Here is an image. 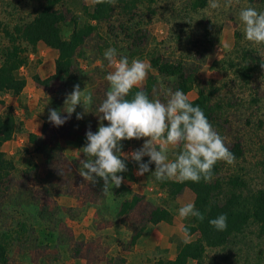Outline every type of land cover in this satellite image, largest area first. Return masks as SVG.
Returning a JSON list of instances; mask_svg holds the SVG:
<instances>
[{"label": "rangeland", "instance_id": "1", "mask_svg": "<svg viewBox=\"0 0 264 264\" xmlns=\"http://www.w3.org/2000/svg\"><path fill=\"white\" fill-rule=\"evenodd\" d=\"M95 1L63 0L57 5L65 16L59 24L63 39L78 27L89 25L93 31L75 52L70 75L43 87L33 76H52L57 52L42 43L31 47L15 29L29 23L45 0H0V22L26 60L19 70L26 80L22 93L0 95L1 115L8 108L17 120L13 137L0 148L14 163L0 190V241L7 248V264H161L175 257L179 242L196 238L182 233L189 218L178 214L180 207L193 202L190 190L170 197L153 174L136 175L137 165L131 161L122 186L107 193L102 191V180L93 185L79 175L85 133L95 132L101 123L97 109L109 89L105 77L114 70L103 59L109 47L150 66L138 87L149 82L153 99L164 101L167 90L175 92L176 79L159 74L150 64L152 56L196 69L188 99H195L200 89L211 90L212 104L218 106L211 124L227 146L239 141L243 148L234 163L221 161L220 179L237 175L250 190L264 189V46L248 42L238 20L241 8L264 11V0H230L227 6L221 0L218 12L209 9V0L197 10L191 8L195 0H154L135 3L128 10L125 4L131 0H111L110 18L105 21L91 19ZM10 45L0 34V64ZM241 72H248L249 80ZM77 84L82 95L92 94L94 103L84 109L77 106L83 119L73 114L62 127H54L48 121L49 109H62ZM142 143L123 141V151L131 152ZM133 196L139 202L121 214V204ZM158 207L170 212V222H149L150 212ZM165 242L168 247L163 249ZM203 262L264 264V234L251 224L225 247L207 249Z\"/></svg>", "mask_w": 264, "mask_h": 264}, {"label": "clouds", "instance_id": "2", "mask_svg": "<svg viewBox=\"0 0 264 264\" xmlns=\"http://www.w3.org/2000/svg\"><path fill=\"white\" fill-rule=\"evenodd\" d=\"M228 3L230 0H225V6ZM220 8L221 0H209L212 12ZM238 20L245 39L252 45L264 46V11L251 6L241 8ZM103 59L114 70L105 77L109 89L97 109L101 123L95 132L89 129L85 133L86 143L81 148L84 158L80 159L79 175L85 181L97 185L102 180L105 193L113 186L120 188L131 161L137 165L138 176L150 173L160 182L199 183L202 179L208 182L218 161L234 163L235 156L225 139L200 106H194L182 90H167L164 101L151 98L144 90L131 94L133 88L142 85L150 66L140 59L130 61L114 47L104 51ZM82 92L79 84L74 85L62 109H49L48 121L54 127H62L73 114L77 120L84 118L83 113L76 111L77 106L84 109L94 101L91 93L82 95ZM131 140H143V143L125 153L123 141ZM177 148L180 150L176 151ZM170 151L173 159H169ZM178 214L182 219H205L194 202L184 204ZM208 223L217 231H226L228 227L224 214ZM184 233L189 234L187 228Z\"/></svg>", "mask_w": 264, "mask_h": 264}, {"label": "trees", "instance_id": "3", "mask_svg": "<svg viewBox=\"0 0 264 264\" xmlns=\"http://www.w3.org/2000/svg\"><path fill=\"white\" fill-rule=\"evenodd\" d=\"M63 0H45L43 6L37 11L35 17L25 25L15 29L16 35L24 40L31 47L42 43L48 48L57 52L54 61V74L46 79L33 76V81L43 87L61 77H68L71 72L72 58L84 44L86 38L90 37L93 28L89 25L75 28L69 39H63L59 24L65 20V16L56 7ZM154 0H131L125 4V9L134 7L135 3H152ZM206 0H195L191 3V8L197 10L206 6ZM111 0H96L91 14V19L105 21L110 18ZM0 34L5 35L11 44L4 52L0 64V95L11 94L18 96L26 86V80L19 74V70L26 64L25 58L15 44V38L4 28L0 22ZM150 64L163 76L175 77V89L182 90L187 94L195 84L196 69L191 71L185 63L171 62L163 60L158 56L150 58ZM241 76L246 81L249 80L248 72H241ZM138 90H144L151 97L152 86L148 82L144 88L135 87L131 94ZM130 94V95H131ZM212 91L205 92L198 90L197 97L189 100L195 105H199L204 111L209 122L215 120L217 105L212 104ZM0 105H4L0 98ZM17 120L8 110L0 115V148L4 143L10 141L15 132ZM29 138L34 140L36 135L29 134ZM234 154L235 160L243 155V148L239 141H235L228 146ZM221 161H218L212 171V179L205 182L203 179L199 183L187 181L179 183L176 181H157L158 185L167 191L170 197H176L185 189L190 190L196 208L204 215L205 219L189 217L188 222L181 228L182 233L187 228V237L196 236L192 241L178 243L177 252L173 259L163 260L161 264H204L207 249H217L225 247L231 240L241 235L251 224L258 227L261 234H264V189L250 190L244 180L231 175L227 180L220 179ZM14 170V163L7 158L0 150V190L6 184ZM139 198L133 196L131 200L121 204V214H127L133 209ZM224 214L227 216V230L217 231L212 228L208 221ZM171 214L165 208H155L150 212L149 222L157 225L160 222H170ZM8 263L7 248L4 242L0 241V264Z\"/></svg>", "mask_w": 264, "mask_h": 264}, {"label": "crops", "instance_id": "4", "mask_svg": "<svg viewBox=\"0 0 264 264\" xmlns=\"http://www.w3.org/2000/svg\"><path fill=\"white\" fill-rule=\"evenodd\" d=\"M1 98V97H0ZM2 99V98H1ZM3 100V99H2ZM4 109V107H2V108H0V111H2ZM1 113L2 112H0V115H1ZM167 229H169V227H166ZM156 232V230L154 229L151 233H150V236L149 237H153L154 236V233ZM167 232H170V230H167ZM163 249L165 248V247H168V244L165 242V243H163L162 244V246H161ZM169 259H173V258H169Z\"/></svg>", "mask_w": 264, "mask_h": 264}]
</instances>
